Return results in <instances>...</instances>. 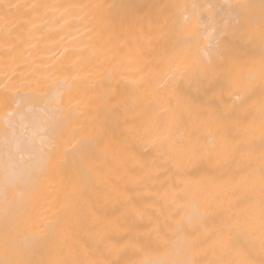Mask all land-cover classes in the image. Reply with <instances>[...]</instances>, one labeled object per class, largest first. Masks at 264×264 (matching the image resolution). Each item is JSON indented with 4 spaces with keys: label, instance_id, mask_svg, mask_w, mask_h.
<instances>
[{
    "label": "bare ground",
    "instance_id": "bare-ground-1",
    "mask_svg": "<svg viewBox=\"0 0 264 264\" xmlns=\"http://www.w3.org/2000/svg\"><path fill=\"white\" fill-rule=\"evenodd\" d=\"M201 16L231 53L208 75ZM262 25V0H0V261L264 264Z\"/></svg>",
    "mask_w": 264,
    "mask_h": 264
},
{
    "label": "snow or ice",
    "instance_id": "snow-or-ice-1",
    "mask_svg": "<svg viewBox=\"0 0 264 264\" xmlns=\"http://www.w3.org/2000/svg\"><path fill=\"white\" fill-rule=\"evenodd\" d=\"M193 7H201V6L194 5ZM207 7H211V6L209 5ZM262 8H264V0H262ZM204 23H205V17L201 16L199 20L198 31L197 33H194V38L196 36H200L207 41L205 48L203 50V54L207 57V64H205L202 68H199L198 70L204 73L205 75H208L211 74L218 66L214 62V60L229 56L231 55V53L228 50L227 45L222 43L219 36V32L217 30L214 29L211 32H208L207 30L199 31V28L203 27ZM262 27H264V25H262ZM0 264H5V262L0 261Z\"/></svg>",
    "mask_w": 264,
    "mask_h": 264
}]
</instances>
